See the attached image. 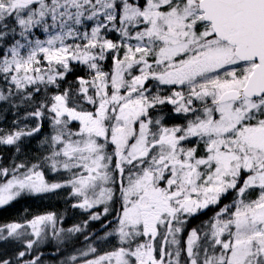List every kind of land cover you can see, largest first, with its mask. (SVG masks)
<instances>
[{
  "label": "snow or ice",
  "instance_id": "1",
  "mask_svg": "<svg viewBox=\"0 0 264 264\" xmlns=\"http://www.w3.org/2000/svg\"><path fill=\"white\" fill-rule=\"evenodd\" d=\"M61 189L0 264H264V0H0V209Z\"/></svg>",
  "mask_w": 264,
  "mask_h": 264
},
{
  "label": "rangeland",
  "instance_id": "2",
  "mask_svg": "<svg viewBox=\"0 0 264 264\" xmlns=\"http://www.w3.org/2000/svg\"><path fill=\"white\" fill-rule=\"evenodd\" d=\"M5 119L7 124L11 125L14 119V113L6 111ZM36 143L35 140L31 143V149L33 151L36 149ZM73 203H75V200L69 197L67 189H61L54 193H47L38 197L34 196L20 199L0 209V225L12 222H25L35 215L54 212L62 221V227L68 229L74 225L82 224L83 221L88 219L87 213L81 209L72 207ZM90 223L88 227L90 226ZM99 227L101 228V225H99ZM98 232V234H102V230H99ZM81 235L82 234H67L65 236L64 251L60 253L58 257L60 260L66 259L69 254L78 255L80 250H85L86 245L89 243V241H86L85 239L82 240L81 246L76 247L73 245L74 239ZM21 247L22 245L20 242L12 240L11 238L8 241H0V252H5L9 256L20 250ZM54 249V243L42 245L41 251L44 253V258L51 261L53 259L52 254Z\"/></svg>",
  "mask_w": 264,
  "mask_h": 264
},
{
  "label": "trees",
  "instance_id": "3",
  "mask_svg": "<svg viewBox=\"0 0 264 264\" xmlns=\"http://www.w3.org/2000/svg\"><path fill=\"white\" fill-rule=\"evenodd\" d=\"M12 150L11 149H6L5 150V155L6 156H11ZM211 210H209L205 215L194 218L191 222L192 226H195L197 223H199L200 220L202 219H206L208 215H211ZM102 222L98 221V222H93L90 223V226L87 228V230L85 231V233H83L81 236H79L78 238H75L73 241V245L76 247L81 246L82 240L84 239V235L85 234H91V233H99V230H102L99 225H101Z\"/></svg>",
  "mask_w": 264,
  "mask_h": 264
},
{
  "label": "bare ground",
  "instance_id": "4",
  "mask_svg": "<svg viewBox=\"0 0 264 264\" xmlns=\"http://www.w3.org/2000/svg\"><path fill=\"white\" fill-rule=\"evenodd\" d=\"M41 204V203H40ZM73 222V221H72Z\"/></svg>",
  "mask_w": 264,
  "mask_h": 264
}]
</instances>
